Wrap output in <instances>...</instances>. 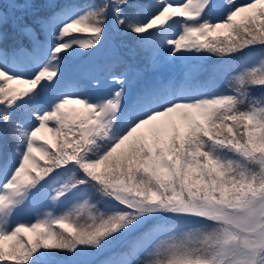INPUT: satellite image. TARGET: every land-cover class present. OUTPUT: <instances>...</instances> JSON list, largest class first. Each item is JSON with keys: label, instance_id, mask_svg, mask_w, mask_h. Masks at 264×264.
<instances>
[{"label": "snow or ice", "instance_id": "snow-or-ice-1", "mask_svg": "<svg viewBox=\"0 0 264 264\" xmlns=\"http://www.w3.org/2000/svg\"><path fill=\"white\" fill-rule=\"evenodd\" d=\"M0 264H264V0L0 4Z\"/></svg>", "mask_w": 264, "mask_h": 264}, {"label": "trees", "instance_id": "trees-1", "mask_svg": "<svg viewBox=\"0 0 264 264\" xmlns=\"http://www.w3.org/2000/svg\"><path fill=\"white\" fill-rule=\"evenodd\" d=\"M22 2V0H21ZM85 2H91V0H85ZM6 3V0H0V4ZM7 11L11 12V9H6ZM122 40L124 43L131 45L133 41L130 38L127 37H117L114 32H110L108 37L106 38L105 45L107 46L109 44V41L112 39ZM259 91V90H257Z\"/></svg>", "mask_w": 264, "mask_h": 264}, {"label": "rangeland", "instance_id": "rangeland-1", "mask_svg": "<svg viewBox=\"0 0 264 264\" xmlns=\"http://www.w3.org/2000/svg\"><path fill=\"white\" fill-rule=\"evenodd\" d=\"M242 0H238V2H241ZM112 42V39L109 41V44ZM164 71L165 72H171V71H176V72H178L179 71V68L177 67V68H173V69H169V68H165L164 69ZM146 74H150V73H146Z\"/></svg>", "mask_w": 264, "mask_h": 264}]
</instances>
